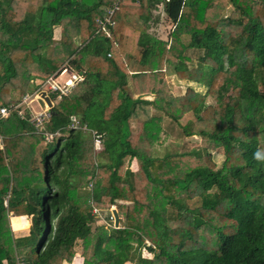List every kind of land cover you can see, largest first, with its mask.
I'll return each instance as SVG.
<instances>
[{"label": "trees", "instance_id": "obj_1", "mask_svg": "<svg viewBox=\"0 0 264 264\" xmlns=\"http://www.w3.org/2000/svg\"><path fill=\"white\" fill-rule=\"evenodd\" d=\"M159 5L168 40L141 23ZM63 68L82 80L49 94L57 136L0 119V264H264V0H0V106ZM165 120L204 144L155 154ZM109 205L118 227L93 212Z\"/></svg>", "mask_w": 264, "mask_h": 264}, {"label": "rangeland", "instance_id": "obj_2", "mask_svg": "<svg viewBox=\"0 0 264 264\" xmlns=\"http://www.w3.org/2000/svg\"><path fill=\"white\" fill-rule=\"evenodd\" d=\"M157 17H158V19H157ZM141 23L143 25H145L148 33H150L151 35H155L156 37L163 39V40H168V34L173 27L172 22L166 16V14L163 11L162 6H160V5L156 9H152L148 21H145V22L142 21ZM48 52H49V49H48ZM62 70H64V68ZM68 71L69 70L67 68L65 71H61V72H63L62 80L66 79L69 76ZM165 81H166L167 85L169 86L171 92L175 95L183 94L188 85H191L192 87H194L198 91H202V92L205 91V88H203L202 86H198L195 83L187 82L185 80H179L174 75H166ZM40 98H42L40 95L34 96L33 100L29 102V107H33V104H35L36 107L34 110H36V111L43 110L46 107L48 108V105L43 101V99L40 100ZM57 100H58V98H57ZM208 100L210 101V99H208ZM25 107H26V105H25V103H23L22 110L23 109L25 110L26 109ZM165 123H166V120H165ZM167 123L170 126L164 127V131H162V133L160 134L162 143L161 144H154V146H153V148H154L153 151L155 154L163 152V150L170 149V148H173V149L176 148L178 151L189 150L191 148L197 149V148H200L204 144L203 139H201L200 137L193 136L190 138H185V137L180 136V134L177 131L176 125L173 123H170L168 121H167ZM132 125H135V124L132 123ZM174 141L177 142L178 145H175ZM44 142H46V141H44ZM44 142L41 143V145H44ZM211 153H212V159L214 160L216 165L218 167H220V165L223 161V155H222L221 151H212ZM130 167L132 169H134L135 164L131 163ZM81 192H83V194ZM78 193L80 195L85 194V192H84V190H82V188H79ZM228 206H229V203L227 201H225L221 208L226 209ZM106 208H104L101 211L97 208L99 211V214H97V215H99L97 221H98V223H104L105 226L110 227V225H113L115 227L114 221L111 218V216H113L112 215V209L115 208V206L109 205V207L107 209ZM43 215L44 214L42 213V216ZM27 219L30 220V218H27ZM10 221H9V224L11 223ZM43 224H44V222H43ZM141 252L145 256L146 255L151 256V254L149 252H147V250L144 248L141 249ZM126 264H130V263H126Z\"/></svg>", "mask_w": 264, "mask_h": 264}, {"label": "built area", "instance_id": "obj_3", "mask_svg": "<svg viewBox=\"0 0 264 264\" xmlns=\"http://www.w3.org/2000/svg\"><path fill=\"white\" fill-rule=\"evenodd\" d=\"M117 9H118L117 3L113 2L110 6L105 8V14L103 15V17L97 20L101 25V29L105 32L107 36L111 35L110 26H112L113 24L111 17ZM109 55L110 52L107 53V56ZM65 70L66 68H64V70L61 71H65ZM68 73L69 76L64 80L57 79L55 78V76L52 75L46 78L45 80L38 82L39 84L38 87L32 93L25 94L19 102L10 103L9 105H1L0 119L6 118L10 114V112L16 111L19 117L26 118V120L33 126L34 132L43 134L44 140L50 141L53 137L58 135L57 131L49 132L46 130L45 127L46 123L48 122L51 116V112H50L51 107L48 108L46 107L43 110L36 111L32 107H29V102L33 100L34 96L37 95L39 96L41 91H45L46 95H49L51 93L56 94L58 99L63 95H67L75 87V85L82 80V72L69 69ZM40 100H42V98H40ZM23 103H25L26 105L25 110L24 109L22 110ZM67 127L72 129H77V128H80L82 130L86 129V125L85 124L82 125L79 121V118L76 116L70 117L69 122L67 123ZM91 132L93 136L94 146L95 148H97L100 146V143L102 141V135L96 133L93 130ZM93 212L99 214L97 208H93ZM111 218L113 219V216H111ZM27 221L29 223V219H27ZM28 226H30V223ZM16 264H26V262L20 257H17Z\"/></svg>", "mask_w": 264, "mask_h": 264}, {"label": "crops", "instance_id": "obj_4", "mask_svg": "<svg viewBox=\"0 0 264 264\" xmlns=\"http://www.w3.org/2000/svg\"><path fill=\"white\" fill-rule=\"evenodd\" d=\"M68 70H69V68H67ZM79 72H81V71H79ZM62 75H63V73H60V74H58V75H55V78H57V79H62ZM38 82H40V80H36V85L38 84ZM39 85V84H38ZM38 87V86H37ZM48 97H49V95H47ZM21 100V99H20ZM19 100V101H20ZM18 101V102H19ZM50 101H51V106H53V102H52V100L50 99ZM33 104V103H32ZM35 107H36V105L35 104H33V109H35ZM73 116H76V115H73ZM77 117V116H76ZM1 137V136H0ZM79 188H82V190H84V192H85V194L83 195V196H85L87 193H88V187L87 186H81V187H78V191H79ZM82 194H83V192H81ZM79 194V193H78ZM80 195V194H79ZM80 196H82V195H80ZM11 213L12 212H10L9 213V215H8V217H9V221L11 220V218H12V215H11ZM18 216H24V214L23 215H18ZM26 217H27V215H26ZM25 217V219H24V221L25 222H27V227L25 228V229H28L29 228V223H28V221H27V218ZM23 221V222H24ZM11 222V221H10ZM10 226H11V223H10ZM11 229L12 230H15V229H13V227H11ZM81 262H82V257H81V255H77V256H75L74 258H73V260L71 261V262H69V263H65V264H81Z\"/></svg>", "mask_w": 264, "mask_h": 264}, {"label": "water", "instance_id": "obj_5", "mask_svg": "<svg viewBox=\"0 0 264 264\" xmlns=\"http://www.w3.org/2000/svg\"><path fill=\"white\" fill-rule=\"evenodd\" d=\"M40 96L45 101V103L48 105V107H51L52 104H51L50 98L45 94V91H41ZM112 215H113L114 225H115V227H118L119 216H118L117 210L115 208L112 209Z\"/></svg>", "mask_w": 264, "mask_h": 264}, {"label": "clouds", "instance_id": "obj_6", "mask_svg": "<svg viewBox=\"0 0 264 264\" xmlns=\"http://www.w3.org/2000/svg\"><path fill=\"white\" fill-rule=\"evenodd\" d=\"M257 157L259 158V153H257Z\"/></svg>", "mask_w": 264, "mask_h": 264}]
</instances>
